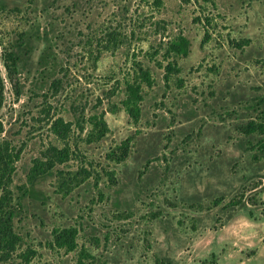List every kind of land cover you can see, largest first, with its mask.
Listing matches in <instances>:
<instances>
[{
  "label": "rangeland",
  "instance_id": "rangeland-1",
  "mask_svg": "<svg viewBox=\"0 0 264 264\" xmlns=\"http://www.w3.org/2000/svg\"><path fill=\"white\" fill-rule=\"evenodd\" d=\"M161 1L0 0V139L20 149V239L0 264H76L82 248L84 264H264V158H252L258 135L237 129L264 112V0ZM108 31L120 42L106 50ZM178 34L186 56L165 52ZM5 49L19 57V97ZM138 61L152 83L133 123L122 100ZM126 138L127 157L110 161ZM66 227L74 250L53 245Z\"/></svg>",
  "mask_w": 264,
  "mask_h": 264
},
{
  "label": "trees",
  "instance_id": "trees-1",
  "mask_svg": "<svg viewBox=\"0 0 264 264\" xmlns=\"http://www.w3.org/2000/svg\"><path fill=\"white\" fill-rule=\"evenodd\" d=\"M210 2L211 0H203ZM155 5H160L161 0H154ZM103 49L109 50L115 47L119 41L116 31H108L105 34ZM190 50V41L183 35L178 34L174 38L168 40L165 44V52L167 54L186 56ZM3 66L5 68L7 78L13 88L16 97L21 94L19 71H18V55L12 49H5L2 54ZM136 71L130 81L125 82V98L122 100L123 107L132 120L136 123L140 117V102L142 100V85L150 86L152 83L151 74L148 68H143L141 63L136 62ZM174 67L171 63L166 65L167 73H172ZM3 85L0 83V109L3 103ZM52 133L60 139L64 140L66 132L70 129V122H65L62 117L55 118L50 127ZM98 129V130H97ZM237 129L244 135L257 134L258 139L251 144L250 149L253 151L252 158L258 161L264 158V112H260L259 116L246 124L238 125ZM95 130L99 137H103L106 130V124L102 120L95 123ZM130 138H126L114 149L107 153V158L110 161L122 162L128 155L130 150ZM53 152H56L58 159L67 158L66 150H58L56 147H51ZM20 149L15 150L10 141L6 138L0 139V257L7 258L15 251L19 242V236L13 229V211H12V192L10 184L12 182V174L14 172V163L19 157ZM53 155V154H51ZM38 162V164H37ZM41 161H36L33 167L30 179L43 171ZM243 195L232 198L228 204L237 206L242 202ZM77 230L75 227H66L55 229L53 231V245L57 248H65L74 250L76 248ZM89 257L85 249L78 251V260L76 264H84L85 257Z\"/></svg>",
  "mask_w": 264,
  "mask_h": 264
}]
</instances>
